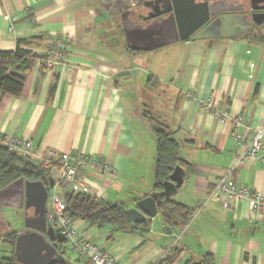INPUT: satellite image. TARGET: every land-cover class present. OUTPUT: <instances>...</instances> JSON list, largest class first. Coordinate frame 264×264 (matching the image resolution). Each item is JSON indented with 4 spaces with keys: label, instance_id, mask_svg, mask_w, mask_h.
Listing matches in <instances>:
<instances>
[{
    "label": "crops",
    "instance_id": "1",
    "mask_svg": "<svg viewBox=\"0 0 264 264\" xmlns=\"http://www.w3.org/2000/svg\"><path fill=\"white\" fill-rule=\"evenodd\" d=\"M143 1L0 0V52L21 43L42 55L54 40L68 41L64 65L48 71L38 58L22 95L2 98L0 132L33 141L28 157L39 165L50 151L109 162L115 178L88 172V195L128 210L153 195V117L173 133L190 164L191 174L185 170L184 185L172 199L197 211L192 222L185 230H169L158 214L147 220L146 232L115 233L83 221L76 228L122 264H165L172 249L181 252L172 264L207 255L214 264H264V214L250 212L245 202L211 199L227 172L235 185L264 195V163L238 162L246 144L231 139L230 122L194 100H211L216 110L241 116L242 135L250 141L264 123V46L242 36L128 52L119 18ZM36 38L44 42L25 43ZM68 255L74 264L76 257Z\"/></svg>",
    "mask_w": 264,
    "mask_h": 264
},
{
    "label": "water",
    "instance_id": "2",
    "mask_svg": "<svg viewBox=\"0 0 264 264\" xmlns=\"http://www.w3.org/2000/svg\"><path fill=\"white\" fill-rule=\"evenodd\" d=\"M167 8L144 18L149 23L135 21V9L121 14L126 47L133 52H153L186 41L238 39L251 33L252 25H264V0H251L253 21L248 22L243 12L245 5L237 1L219 0L212 4L195 0H166ZM157 9V8H156ZM216 17L212 22L210 20ZM214 25L215 28H212ZM185 169L178 166L165 182L166 199L175 197L183 187ZM55 179H49V187L42 182H30L20 178L0 190V238L5 234L6 222L3 209L11 208L25 212V232L18 234L15 257L18 264H54L64 261L58 253V234L46 219L49 190ZM129 220L144 224L158 215L155 196H149L125 211Z\"/></svg>",
    "mask_w": 264,
    "mask_h": 264
},
{
    "label": "trees",
    "instance_id": "3",
    "mask_svg": "<svg viewBox=\"0 0 264 264\" xmlns=\"http://www.w3.org/2000/svg\"><path fill=\"white\" fill-rule=\"evenodd\" d=\"M263 27L255 29L248 35L247 39L264 46ZM43 42V38H36L25 43L32 46L41 45ZM20 45L21 43L15 51L0 52V101L5 96L19 98L35 61L38 58H45L44 54H35L31 50L21 48ZM126 50L135 53L127 47ZM149 123L157 145L153 196L156 199L158 214L167 229L185 230L196 216L197 211L173 199H166L163 185L169 181L170 176L178 166L187 170L190 175V164L181 158L180 145L174 138L173 133L153 117H149ZM20 178L30 182H42L46 187H49V179L54 178V175L51 170L44 169L30 157L19 153H11L0 146V190ZM51 191L49 190L50 194ZM65 200L67 204L66 214L73 222L83 221L90 228L99 230L110 228L115 233H128L136 230L146 232L148 230V222L139 225L133 224L126 216V209L122 205H113L104 199L74 192L69 193ZM18 234V232H5L3 237L0 238L11 249L10 256L0 258V264H18L14 254ZM58 253L64 258V261L59 260L54 264L71 263L67 244L59 237ZM180 253L178 249H172L165 256L164 263H174ZM75 263L80 264L77 261ZM187 264H214V260L211 255H207L200 262L190 260Z\"/></svg>",
    "mask_w": 264,
    "mask_h": 264
},
{
    "label": "built area",
    "instance_id": "4",
    "mask_svg": "<svg viewBox=\"0 0 264 264\" xmlns=\"http://www.w3.org/2000/svg\"><path fill=\"white\" fill-rule=\"evenodd\" d=\"M68 46L67 39H56L46 52L42 63L51 71L66 63L65 51ZM193 100V98L191 97ZM195 103L203 111L211 113L223 123L230 122L231 139L236 143L246 144V150L240 155L238 162L246 159L264 163V123L256 131L255 136L246 141L242 135V129L246 128L245 120L239 115H232L229 111L220 112L214 108L211 100L195 98ZM0 146L11 153H19L31 156L35 150L33 141L11 137L7 138L0 132ZM40 165L47 170L56 172L55 186L49 195L46 219L52 226L58 237L66 242L68 253L76 257L80 264H122L113 254L106 252L100 245L94 243L83 231L76 228L75 222L66 214V196L69 193L88 194V186L85 177L88 172H94L105 179H113L116 169L107 161L87 154L72 155L50 151L41 159ZM230 172L221 176L211 194V199L220 201L229 198L239 202H245L252 213L264 214V195L252 192L245 187L235 185L229 179Z\"/></svg>",
    "mask_w": 264,
    "mask_h": 264
},
{
    "label": "flooded vegetation",
    "instance_id": "5",
    "mask_svg": "<svg viewBox=\"0 0 264 264\" xmlns=\"http://www.w3.org/2000/svg\"><path fill=\"white\" fill-rule=\"evenodd\" d=\"M196 2H208L209 4H212L216 1L219 0H195ZM227 1H237L239 5L244 4V10L243 12L240 11L238 14L242 15V16H246L248 22H252L253 21V11H252V4H251V0H227ZM158 4L160 5V7L162 9H166L167 8V4H166V0H144L136 10V15L133 17V19L135 21L141 22V23H149L151 22V20L149 21H144V18H148L152 15H154L155 12L159 11L158 9ZM260 6H264V4L260 5ZM157 8V9H156ZM263 13L264 10L261 11H255L254 13ZM216 19V17L212 18L210 20V22L214 21ZM216 25H214L212 28H215ZM264 26V25H262ZM262 26H257V25H252L251 28V33L257 29V28H261ZM250 33V34H251ZM49 201V200H48ZM24 212V211H23ZM24 219H25V212H24ZM25 232V231H24Z\"/></svg>",
    "mask_w": 264,
    "mask_h": 264
},
{
    "label": "rangeland",
    "instance_id": "6",
    "mask_svg": "<svg viewBox=\"0 0 264 264\" xmlns=\"http://www.w3.org/2000/svg\"><path fill=\"white\" fill-rule=\"evenodd\" d=\"M139 5L134 7L133 9H137L139 7ZM120 24H121V20L119 18V25ZM120 36H121V32H120ZM66 53H67V49L65 51V55H67ZM44 55H46V53ZM48 203H49V201H48ZM19 216H21V217L24 216V212L21 210H15V209H10V208H4L3 209V217L5 219V222L8 225V229L6 226L5 232L14 231V232H18L20 234V233L25 231V223L22 219L19 218ZM4 242L5 241L3 239H0V258L10 256L11 249H10L9 245H7Z\"/></svg>",
    "mask_w": 264,
    "mask_h": 264
}]
</instances>
